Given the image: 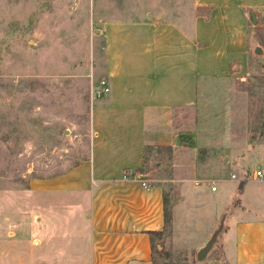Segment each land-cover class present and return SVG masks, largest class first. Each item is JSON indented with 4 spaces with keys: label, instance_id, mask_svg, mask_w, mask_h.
I'll return each instance as SVG.
<instances>
[{
    "label": "crops",
    "instance_id": "crops-1",
    "mask_svg": "<svg viewBox=\"0 0 264 264\" xmlns=\"http://www.w3.org/2000/svg\"><path fill=\"white\" fill-rule=\"evenodd\" d=\"M139 11L99 19L86 155L65 173L30 183L33 198L1 201L0 264H151L147 232L162 229L171 185L172 235L195 219L207 239L225 213L217 242L223 262L264 264V137L245 141L241 157L221 148L201 153L192 111L204 79L243 77L254 63L264 73V0ZM150 148L168 152L167 178L142 170ZM257 158L259 167L235 177ZM225 166L233 168L232 186L204 178Z\"/></svg>",
    "mask_w": 264,
    "mask_h": 264
},
{
    "label": "rangeland",
    "instance_id": "rangeland-1",
    "mask_svg": "<svg viewBox=\"0 0 264 264\" xmlns=\"http://www.w3.org/2000/svg\"><path fill=\"white\" fill-rule=\"evenodd\" d=\"M186 1L0 0V206L32 195L35 179L63 174L85 157L103 13L137 18L140 9L166 12ZM251 67L243 77L200 83L192 111L201 153L221 148L241 157L245 141L264 137V73L258 63ZM158 152L145 151L142 170L161 180L169 176L168 152ZM159 155L162 168L155 164ZM260 165L252 159L233 173L237 178ZM230 170L211 169L204 178L232 186ZM175 188L168 186L167 211L177 201ZM197 221L190 220L181 235H172L169 223L163 237L152 241L151 264H225L218 244L201 261L195 259L206 239Z\"/></svg>",
    "mask_w": 264,
    "mask_h": 264
},
{
    "label": "water",
    "instance_id": "water-1",
    "mask_svg": "<svg viewBox=\"0 0 264 264\" xmlns=\"http://www.w3.org/2000/svg\"><path fill=\"white\" fill-rule=\"evenodd\" d=\"M224 216H225V213H223L220 216L216 226L211 230L209 236L203 242V244L200 245L196 249L194 256H195V259L197 261H201L202 259H204L207 256V254L210 252V250L214 247V245L217 244L218 236H219V234L222 230V227H223Z\"/></svg>",
    "mask_w": 264,
    "mask_h": 264
},
{
    "label": "trees",
    "instance_id": "trees-1",
    "mask_svg": "<svg viewBox=\"0 0 264 264\" xmlns=\"http://www.w3.org/2000/svg\"><path fill=\"white\" fill-rule=\"evenodd\" d=\"M240 186H241V183H239V187ZM169 216L170 215L168 211L164 209V224H163L162 229L158 231H148L147 232L151 245H152L153 239H160L162 235L165 234V232L167 231V228L169 226Z\"/></svg>",
    "mask_w": 264,
    "mask_h": 264
},
{
    "label": "built area",
    "instance_id": "built-area-1",
    "mask_svg": "<svg viewBox=\"0 0 264 264\" xmlns=\"http://www.w3.org/2000/svg\"><path fill=\"white\" fill-rule=\"evenodd\" d=\"M98 83H99V85L102 87V91H103V92L108 91V88H107L106 83H105L104 80L100 79V80L98 81ZM254 175H255V176H260V175H261V171H260V170H255V171H254ZM230 177L233 178V177H234V174H230ZM140 185H141L142 187H147V186H148L147 182L144 181V180L140 181ZM209 190H210V191H214V190H215V185H214V184L209 185Z\"/></svg>",
    "mask_w": 264,
    "mask_h": 264
}]
</instances>
